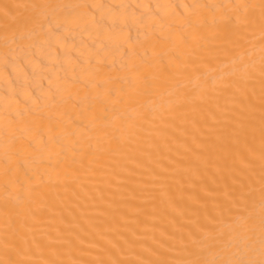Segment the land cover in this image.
I'll return each mask as SVG.
<instances>
[{
  "label": "bare ground",
  "instance_id": "6f19581e",
  "mask_svg": "<svg viewBox=\"0 0 264 264\" xmlns=\"http://www.w3.org/2000/svg\"><path fill=\"white\" fill-rule=\"evenodd\" d=\"M0 264H264V0H0Z\"/></svg>",
  "mask_w": 264,
  "mask_h": 264
}]
</instances>
